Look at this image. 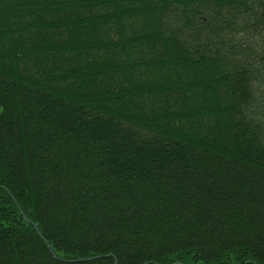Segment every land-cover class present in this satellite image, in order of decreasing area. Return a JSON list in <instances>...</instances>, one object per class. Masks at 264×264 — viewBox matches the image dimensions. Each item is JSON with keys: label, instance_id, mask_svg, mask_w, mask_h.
Listing matches in <instances>:
<instances>
[{"label": "trees", "instance_id": "16d2710c", "mask_svg": "<svg viewBox=\"0 0 264 264\" xmlns=\"http://www.w3.org/2000/svg\"><path fill=\"white\" fill-rule=\"evenodd\" d=\"M177 262L264 264V0H0V264Z\"/></svg>", "mask_w": 264, "mask_h": 264}, {"label": "water", "instance_id": "95a60500", "mask_svg": "<svg viewBox=\"0 0 264 264\" xmlns=\"http://www.w3.org/2000/svg\"><path fill=\"white\" fill-rule=\"evenodd\" d=\"M9 194H10V195L12 196V198L16 201V199H15L13 193H12V192H9ZM16 203H17V202H16ZM17 205H18V203H17ZM22 213H23L24 217H25L27 220H29V219L27 218V216L25 215L24 211H22ZM35 228H36V230L41 234L40 229H39V226H38L37 224H35ZM41 235H42V234H41ZM49 248H50V251H51L52 253H55L51 245L49 246ZM56 257H58V256L56 255ZM85 259H86V258H80V259H73V260H71V261H81V260H85ZM117 263H118V262H117ZM145 264H147V263H145ZM175 264H182V263L177 262V263H175Z\"/></svg>", "mask_w": 264, "mask_h": 264}]
</instances>
